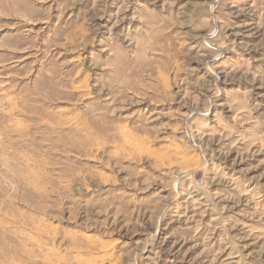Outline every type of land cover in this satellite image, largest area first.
Masks as SVG:
<instances>
[{
  "label": "rangeland",
  "instance_id": "374dc122",
  "mask_svg": "<svg viewBox=\"0 0 264 264\" xmlns=\"http://www.w3.org/2000/svg\"><path fill=\"white\" fill-rule=\"evenodd\" d=\"M0 264H264V0H0Z\"/></svg>",
  "mask_w": 264,
  "mask_h": 264
}]
</instances>
